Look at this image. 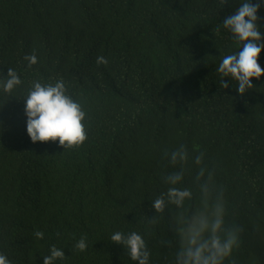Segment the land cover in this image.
Wrapping results in <instances>:
<instances>
[{
    "label": "trees",
    "instance_id": "obj_1",
    "mask_svg": "<svg viewBox=\"0 0 264 264\" xmlns=\"http://www.w3.org/2000/svg\"><path fill=\"white\" fill-rule=\"evenodd\" d=\"M243 2L0 0V81L8 68L22 81L11 93L0 87V253L11 264H43L52 246L65 253L54 264H137L111 241L117 231L142 235L149 264H174L176 209L156 213L152 201L175 170L165 150L181 145L204 153L224 190L225 223L242 229L224 264H264V75L241 95L217 70L242 50L223 20ZM251 2L261 3L264 38V0ZM59 80L86 113L87 139L73 148L27 133L32 82ZM188 167L183 186L195 191Z\"/></svg>",
    "mask_w": 264,
    "mask_h": 264
},
{
    "label": "clouds",
    "instance_id": "obj_2",
    "mask_svg": "<svg viewBox=\"0 0 264 264\" xmlns=\"http://www.w3.org/2000/svg\"><path fill=\"white\" fill-rule=\"evenodd\" d=\"M222 2L226 4L227 0ZM260 7V2L253 4L251 0H244L233 14L223 20V26L243 42V47L237 53L224 56L217 70L223 77H231L238 83L237 91L241 95L253 88L251 78L258 79L264 75V69L258 63V57L264 50V38L257 27ZM24 58L28 67L38 62L34 52ZM96 62L106 65L108 60L98 56ZM21 83L17 72L8 68L6 80L0 81V87L4 92L11 93ZM221 83L223 88L229 87L224 80ZM24 98L27 133L33 142L58 140L64 148H73L87 139L84 125L86 113L81 104L67 94L63 80L54 84L33 81ZM164 156L175 170L163 177L169 187L152 201V207L156 213H164L169 206L176 209L170 217L171 229L178 240L174 264H224L225 259L239 247L242 229L225 223L224 190L215 180L214 169H209L204 163L203 152L191 155L184 145L172 151L165 150ZM190 163L196 167L192 181L195 191L193 187L183 186L185 176L191 171L188 167ZM189 201L197 202L189 208ZM151 223H157L155 216ZM34 235L42 239L44 233L36 231ZM110 239L126 248L137 264H149L150 251L142 235L135 231L128 234L117 231ZM75 247L80 251L86 250V239L82 237ZM64 257L62 249L52 246L50 255L44 256L43 264H54ZM0 264L11 262L0 253Z\"/></svg>",
    "mask_w": 264,
    "mask_h": 264
},
{
    "label": "bare ground",
    "instance_id": "obj_3",
    "mask_svg": "<svg viewBox=\"0 0 264 264\" xmlns=\"http://www.w3.org/2000/svg\"><path fill=\"white\" fill-rule=\"evenodd\" d=\"M109 80H112V78H111V76H109ZM1 112V111H0ZM2 113V112H1ZM3 114V113H2ZM156 126V125H155ZM154 126V127H155ZM58 141V140H57ZM50 142V141H49ZM49 142H47V144L49 143ZM59 142V141H58Z\"/></svg>",
    "mask_w": 264,
    "mask_h": 264
}]
</instances>
